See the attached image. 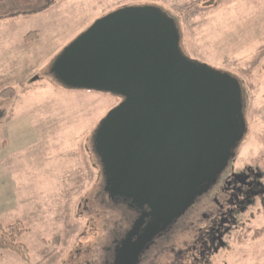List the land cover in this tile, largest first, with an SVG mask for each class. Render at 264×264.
Returning <instances> with one entry per match:
<instances>
[{
	"label": "rangeland",
	"instance_id": "374dc122",
	"mask_svg": "<svg viewBox=\"0 0 264 264\" xmlns=\"http://www.w3.org/2000/svg\"><path fill=\"white\" fill-rule=\"evenodd\" d=\"M136 6L161 9L175 21L184 56L239 82L247 132L231 166L256 174V194L205 264H264V0H0V92H16L2 100L0 226L19 223L26 249L0 251V264H100L113 230L125 226L128 214L101 195L92 147L120 99L67 89L50 67L94 21ZM190 242L176 234L174 252ZM186 262L164 250L145 264Z\"/></svg>",
	"mask_w": 264,
	"mask_h": 264
},
{
	"label": "water",
	"instance_id": "95a60500",
	"mask_svg": "<svg viewBox=\"0 0 264 264\" xmlns=\"http://www.w3.org/2000/svg\"><path fill=\"white\" fill-rule=\"evenodd\" d=\"M67 89L119 97L96 127L103 193L138 216L112 264H138L235 159L246 135L242 89L182 54L175 21L153 6L94 21L50 67Z\"/></svg>",
	"mask_w": 264,
	"mask_h": 264
},
{
	"label": "flooded vegetation",
	"instance_id": "af4514ba",
	"mask_svg": "<svg viewBox=\"0 0 264 264\" xmlns=\"http://www.w3.org/2000/svg\"><path fill=\"white\" fill-rule=\"evenodd\" d=\"M94 157H96L95 152ZM233 161L234 159L216 178L214 186L197 198L180 219L152 240L154 243L142 252L138 264L147 263L150 254L154 251L158 253L164 250L176 253L177 262L183 259L187 264H205L218 248L225 245L224 237L234 227L237 213L243 211L249 204V199L256 194L254 190L256 174L254 175L250 168L235 172L231 166ZM101 195L105 197L109 208L117 207L128 214L125 226L113 230L115 232L110 235L108 242L110 244L105 248L106 259L103 263L112 264L114 249L133 226L138 212L135 208H129L128 202L122 199L109 200L103 191ZM184 232L190 236L191 242L185 249L174 252L173 239L176 234Z\"/></svg>",
	"mask_w": 264,
	"mask_h": 264
},
{
	"label": "trees",
	"instance_id": "16d2710c",
	"mask_svg": "<svg viewBox=\"0 0 264 264\" xmlns=\"http://www.w3.org/2000/svg\"><path fill=\"white\" fill-rule=\"evenodd\" d=\"M37 35L27 34L24 38L25 41L36 38ZM16 95L15 90L5 89L0 92V122L6 116V110L2 107V100H11ZM247 132V130H246ZM24 232L22 226L19 223H14L13 225H8L6 227L0 226V251L7 252L11 251L16 254L24 255L26 252L25 247L21 242H19L20 235ZM100 264H104L100 262Z\"/></svg>",
	"mask_w": 264,
	"mask_h": 264
}]
</instances>
